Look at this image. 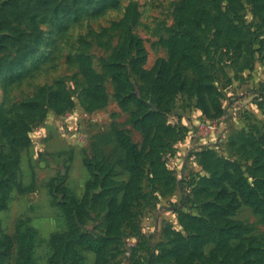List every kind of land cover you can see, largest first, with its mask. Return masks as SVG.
Wrapping results in <instances>:
<instances>
[{
  "label": "rangeland",
  "instance_id": "374dc122",
  "mask_svg": "<svg viewBox=\"0 0 264 264\" xmlns=\"http://www.w3.org/2000/svg\"><path fill=\"white\" fill-rule=\"evenodd\" d=\"M60 2L63 10L35 22L14 21L27 35L0 48L5 62L19 50L27 55L0 73V110L17 120L23 103L37 96L40 103L23 132L0 124V160L10 179L0 191V242L15 240L3 264H16L19 229L35 232V262L51 264L52 237L68 230L69 213L82 232L111 237L107 264H180L181 244L221 225L226 161L239 163L249 182H264V0ZM127 45L133 101H124L129 93L111 68ZM83 64L104 89L100 102H92ZM201 73L210 90L199 88ZM121 134L142 153L139 176L128 168ZM111 202L120 215L116 232ZM227 219L264 243V219L251 206ZM213 248H202L194 264H213ZM78 250L95 264L93 250Z\"/></svg>",
  "mask_w": 264,
  "mask_h": 264
},
{
  "label": "trees",
  "instance_id": "16d2710c",
  "mask_svg": "<svg viewBox=\"0 0 264 264\" xmlns=\"http://www.w3.org/2000/svg\"><path fill=\"white\" fill-rule=\"evenodd\" d=\"M84 1L87 0H73L72 4L77 5ZM188 1L185 0V4ZM206 1L215 5L223 2V0ZM50 10H63L60 0H27L22 5H19L18 0H4L0 6V48H3L8 41L21 40L23 36L27 35V30L13 24L14 21L19 23H24L25 21L35 22L37 18ZM183 40L187 43L189 49L191 47V35L185 33ZM19 51L17 56L13 57L9 62H5L3 58L0 59V73L21 66L27 55H21ZM131 52V46H125L118 52L117 59L111 65L112 77L119 85L120 91L123 94L129 93L128 96H125L124 101L137 100L136 95L132 92L133 83L124 65L125 59L129 57ZM197 67L202 69L200 64H197ZM81 69L84 76L91 80L89 83V92L92 102L97 103L102 101L104 89L101 84L94 81L95 75L91 66L83 64ZM162 74L163 71H160L158 77L159 85H162ZM200 76L198 86L201 91L210 90V84L205 81L206 75L201 73ZM38 99L39 96L23 103L22 113L17 120H10L0 110V124L3 125L5 123L8 125L7 128L12 134L23 132L28 120L36 118L40 112ZM149 118L150 114H145L144 121L142 122H145ZM120 139L127 152L128 168L133 171V175L139 176L142 171L141 165L143 164L141 151L127 136L121 134ZM5 174V163L0 160V191L9 186L10 179L4 178ZM255 182L251 183L248 181L239 163L232 160L225 162V172L219 178L220 191L218 193L220 200L225 204L216 212V217L219 219L221 225L212 224L208 230L200 233L196 237L193 236L189 242L181 244L176 249V258L180 264H194L196 259L203 257L202 248L209 244L214 246L210 258L213 264H234L238 261H243L244 264H264V243L255 237L245 238L243 224L227 219V217L232 216L243 204L251 206L264 219V182L263 180ZM118 214L117 205L111 202L109 219L112 232H116L120 225V215ZM233 240H240V245L232 248L231 242ZM111 241L112 239L109 235L96 237L82 232L73 222L72 214L69 213L68 230L65 233L56 234L52 237L54 253L51 264H85V256L78 250L79 246L91 249L96 253L97 258L95 264H107ZM14 242L15 240L11 236H6L5 240L0 242V247L2 248L0 250V264H3L11 255V250L15 245ZM16 244V264H37L34 259V230L28 229L24 231L19 229Z\"/></svg>",
  "mask_w": 264,
  "mask_h": 264
}]
</instances>
